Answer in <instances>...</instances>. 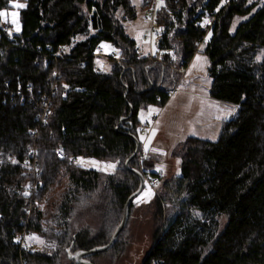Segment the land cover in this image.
<instances>
[{
  "label": "trees",
  "instance_id": "16d2710c",
  "mask_svg": "<svg viewBox=\"0 0 264 264\" xmlns=\"http://www.w3.org/2000/svg\"><path fill=\"white\" fill-rule=\"evenodd\" d=\"M10 1L0 0V12ZM222 1L164 0L155 13L160 60L140 57L116 16L136 17L131 0H24L19 32L0 27V264H77L69 254L109 242L139 187L124 165L135 150L128 133L138 138V110L166 103L178 81L173 67L186 66L199 45L209 96L235 112L216 140L187 136L172 149L180 174L148 204L154 238L141 264H264V4ZM207 13L215 17L208 30L201 26ZM102 41L119 48V61L109 58L106 71L94 72ZM71 156L118 165L103 174ZM129 167L160 178L141 141ZM85 213L98 220L94 233L76 226ZM127 223L109 250L87 259L118 247ZM25 231L48 249L21 248L16 238Z\"/></svg>",
  "mask_w": 264,
  "mask_h": 264
},
{
  "label": "rangeland",
  "instance_id": "374dc122",
  "mask_svg": "<svg viewBox=\"0 0 264 264\" xmlns=\"http://www.w3.org/2000/svg\"><path fill=\"white\" fill-rule=\"evenodd\" d=\"M131 1L136 9V17L131 20H123L121 10L116 13V16L123 24L126 33L134 40L139 56L150 60L154 59L149 57L150 49L157 50L156 42L161 31L155 21L152 23V39L144 37V34L149 35L150 28V23L145 20L144 16L146 9L153 4L143 8L141 0ZM18 4L24 5V0H11V7L2 10L3 13H6L2 16V20L8 21L12 25V33H18L20 30V8L14 6ZM163 6L164 0H155V10H159ZM12 13H16V16L13 17ZM13 20L16 22L13 23ZM240 20L241 18L237 16L234 18L231 31L235 29ZM101 46L104 54L119 57V48L111 42L102 41ZM202 50V45H199L186 66L173 67L178 74V81L174 85L177 87V94H170L166 103L161 107L152 104L138 110L137 117L140 121L138 138L142 144V153L144 156L149 155L153 160V171L160 173V178L156 184L145 181L142 191L133 198L134 204L127 227L120 238L118 247L105 254L95 256L92 259L94 264H141L154 238L155 224L151 214L152 208L148 204L154 198L155 193L161 190L164 180L180 174V159L171 155L172 149L187 136L216 140L224 121L230 118L231 113L235 112L233 104L218 101L209 96L208 89L211 78L207 74L208 59ZM107 63L111 64L109 60ZM154 113H157V117L151 119ZM79 159L82 160L81 166L95 169L103 174L114 173L118 165L116 159L104 160L91 157H79ZM92 161H95L96 164L93 165ZM122 163L123 161L120 163L121 166ZM109 164L114 167L107 168ZM122 214L123 212L120 211L118 216L120 219ZM94 216L95 214L91 213L83 214L76 226L79 227L86 223V225L88 224L86 227H90L94 233L99 226L98 220ZM225 220V216L222 215L220 217L221 227ZM33 237L39 238L38 240L29 239L35 248L47 246L43 238L36 235ZM45 249L48 248L45 247Z\"/></svg>",
  "mask_w": 264,
  "mask_h": 264
},
{
  "label": "built area",
  "instance_id": "2783aa9c",
  "mask_svg": "<svg viewBox=\"0 0 264 264\" xmlns=\"http://www.w3.org/2000/svg\"><path fill=\"white\" fill-rule=\"evenodd\" d=\"M228 2H230V0H223L222 1V3H224V4H227ZM259 3L264 4V0H259ZM155 12H156V10H155V3H154L153 6H149L146 9V15L144 16L145 20L150 23V28L148 31L149 35L144 34V37H148V38H150V40L153 37L152 23H154V21H155ZM214 18H215L214 15L211 13L205 14L201 20L202 28L208 30L210 28L211 24L213 23ZM205 21H208V23H205ZM0 27L4 32H11V30L13 28L12 25L8 21H3V20L0 23ZM65 49L66 48L64 46L59 47L54 56L56 57V55H59V56L62 55V53L65 51ZM137 51H138V49H137ZM92 56L94 59V64H93V71L94 72L106 71L108 68L107 60H109V58H112V60L119 61V57H114V55H112V54L111 55L104 54V51H103L101 44H98L95 47V49L92 53ZM149 57L160 60L161 55H160V52L158 50H156L155 48H152V49H150ZM45 61L46 60H44V62ZM177 91H178L177 87L174 86L170 90V94L175 95V94H177ZM44 108L45 109L43 110L42 119H44V117L46 116L45 113H48V111H49L48 105H46ZM231 115H232V113H231ZM156 117H157V113H154L152 115L151 119H155ZM30 135L36 136V132L31 131ZM34 153H35V149L30 150V152H29L30 157L33 156ZM56 154L59 158H65L66 157V154L61 150H57ZM78 159H79V157H76V156L69 157V161L73 164H76V165L80 164V163H77ZM23 164L28 168L35 169V163L30 164L28 162V159L24 160ZM147 181L150 182L151 184H156L158 182V178L156 176H153V177L149 176L147 178ZM30 237H33V234L25 231L21 235H19L16 238V240L19 243L21 248H25V249L30 250V249H32V244L29 241Z\"/></svg>",
  "mask_w": 264,
  "mask_h": 264
},
{
  "label": "water",
  "instance_id": "95a60500",
  "mask_svg": "<svg viewBox=\"0 0 264 264\" xmlns=\"http://www.w3.org/2000/svg\"><path fill=\"white\" fill-rule=\"evenodd\" d=\"M121 124V121L119 122V124L117 125L116 129H119ZM128 135L131 136V138L133 139V141L135 142V150L132 153V155L127 158L125 160V167L129 170H131L132 172H134L138 178H139V187L138 189L133 192L132 194H130L128 196V198L125 201L124 204V210H123V216L122 219L120 221V223L118 224V226L116 227V229L114 230L110 240L108 243L101 245V246H96L87 250H80V251H76L72 254H69V257L71 259H73L77 264H93L91 261H89L87 258L89 256H92L96 253H100V252H104L109 250L114 243L116 242L119 233L123 230V228L125 227L127 220H128V216H129V207H130V203L133 200L134 197H136L144 188V184H145V177L143 175V173L139 170L133 169L129 167V161L130 159L137 154V152L139 151V147H140V141L138 140V138L136 136H134L133 134L128 133ZM69 251V250H68Z\"/></svg>",
  "mask_w": 264,
  "mask_h": 264
},
{
  "label": "snow or ice",
  "instance_id": "6c2138e0",
  "mask_svg": "<svg viewBox=\"0 0 264 264\" xmlns=\"http://www.w3.org/2000/svg\"><path fill=\"white\" fill-rule=\"evenodd\" d=\"M15 7H19V8H23V7H25V5H23V4H18V5H14ZM4 15H6V13H3V12H0V16H4ZM12 16L13 17H15L16 16V13H12ZM16 21L15 20H13V23H15ZM205 23H208V21H205ZM17 30H19L18 28H17ZM146 147H147V145H146ZM77 163H82V160H80V159H78L77 160ZM93 165H95L96 164V162L95 161H92L91 162ZM114 167V165H111V164H109V165H107V168H113ZM30 239H39L38 237H30ZM40 243H43V241H40Z\"/></svg>",
  "mask_w": 264,
  "mask_h": 264
},
{
  "label": "crops",
  "instance_id": "0c3cea01",
  "mask_svg": "<svg viewBox=\"0 0 264 264\" xmlns=\"http://www.w3.org/2000/svg\"><path fill=\"white\" fill-rule=\"evenodd\" d=\"M156 119V118H155ZM153 167H154V163H153ZM148 177L145 178V181L147 180ZM150 185V184H149Z\"/></svg>",
  "mask_w": 264,
  "mask_h": 264
}]
</instances>
